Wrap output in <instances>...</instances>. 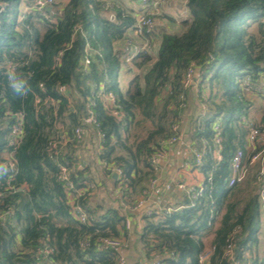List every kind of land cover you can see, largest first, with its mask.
Returning a JSON list of instances; mask_svg holds the SVG:
<instances>
[{
	"label": "trees",
	"instance_id": "obj_1",
	"mask_svg": "<svg viewBox=\"0 0 264 264\" xmlns=\"http://www.w3.org/2000/svg\"><path fill=\"white\" fill-rule=\"evenodd\" d=\"M22 1L0 0V264H118L119 253L98 250L96 241L126 234L122 207L133 206L155 179L148 159L186 116L193 145L203 153L198 169L204 183L192 207L144 216L139 241L161 264H200L212 234L208 264H264L259 164L228 186L236 150L243 151L244 164L250 158L242 82L249 77L251 85L264 75V0H188L182 32L162 34L154 46L151 41L129 67L115 44L133 28L132 15L117 10L111 20L101 0H70L53 14L33 6L23 13ZM192 64L197 76L185 89L182 81ZM124 74L129 80L122 89ZM193 88L196 107L190 102ZM101 95L113 96V105ZM77 128L83 137L86 131L101 140L97 157L106 174L115 166L121 171L114 182L120 206L91 212L87 192L77 200L88 225L74 220L57 180L58 165L76 161ZM6 154L14 161L8 169ZM74 168L75 188L90 187L84 171Z\"/></svg>",
	"mask_w": 264,
	"mask_h": 264
},
{
	"label": "crops",
	"instance_id": "obj_2",
	"mask_svg": "<svg viewBox=\"0 0 264 264\" xmlns=\"http://www.w3.org/2000/svg\"><path fill=\"white\" fill-rule=\"evenodd\" d=\"M70 0H54L52 11H60ZM104 5L105 15L111 20H114L117 10H122L135 18L140 14H149L155 21V27L150 38L137 35L133 28L129 29L124 40L115 44L116 51L120 54V58L126 56H135L138 50L149 47L158 43L162 34H178L183 30L182 23L189 17L187 7L188 0H151L147 3H142L140 0H101ZM31 8V0H23L21 3V12L25 13ZM50 12L53 14V12ZM197 71L195 72V77ZM129 80V75L120 76V86L126 88ZM244 101L247 103V116L243 117L242 121L248 127L254 126L262 132V142L264 145V75L256 82H253L249 87L242 86ZM193 100L192 106L196 107V92L192 90ZM193 112V111H192ZM200 112H206L205 106L201 105ZM179 139L175 144L164 145L163 150L165 157L160 161L159 171L155 174L156 184L154 191L146 198L142 207L129 211L124 205L121 211L130 223V228L125 229L126 234L120 237L123 239V247L118 252L119 258L123 259L122 264H152L157 257L155 253L147 254L139 236L142 231V218L148 212L163 213L165 210H174L184 208L190 205L191 197L187 190L194 188L200 189L204 183V176L198 168L193 164L191 151L196 148L191 140V122L186 116L179 124ZM249 133V132H248ZM247 139V137H246ZM101 140L95 136L90 138V135L85 131V137H81L80 143L74 147V156L76 161L73 166L84 171L83 177L87 183H91V191L86 193L87 206L91 212H98L102 208L120 206L119 191L115 189L114 182L110 175L106 174L105 164L102 163L97 155L100 151ZM197 149V148H196ZM251 146L246 140L247 155H251ZM216 158L220 159L219 150L216 149ZM247 163V162H246ZM248 167L247 174L249 172ZM247 176V175H246ZM94 183V184H92ZM184 186L183 190L178 188V185ZM89 187V188H90ZM119 204V205H118ZM86 211V209H85ZM262 230L259 236V253L264 256V216L262 217ZM125 228V225L123 223ZM213 235L210 234L205 239L206 250H210ZM160 260L163 259L159 256ZM119 264V260L117 262ZM207 261L205 264H208Z\"/></svg>",
	"mask_w": 264,
	"mask_h": 264
},
{
	"label": "built area",
	"instance_id": "obj_3",
	"mask_svg": "<svg viewBox=\"0 0 264 264\" xmlns=\"http://www.w3.org/2000/svg\"><path fill=\"white\" fill-rule=\"evenodd\" d=\"M142 3H147L150 2L151 0H140ZM54 6V0H34L33 8L36 10H46L47 7H52ZM155 27V21L152 18L151 15L149 14H140L135 17L134 24H133V31L137 35L141 34H151L153 29ZM89 49V47H87ZM133 56H126L124 57L125 64L127 67L130 66L131 60ZM90 60L88 56H85L84 58V66L86 67L89 64ZM195 72L196 68L192 64L188 67L184 74V78L182 81L183 87L185 89H188L193 86L194 84V78H195ZM242 86L249 87L250 86V78L246 77L243 82ZM61 92H64L65 89L61 88ZM101 98L107 103L110 104L111 106L114 103V98L111 95H101ZM37 104L40 102L39 99H36L35 101ZM183 106V103L181 102L180 104ZM113 116H117L118 113L116 111H113ZM93 120V118L90 116L88 121ZM214 142L217 145L218 149H220V128L218 124L214 125ZM171 131L173 135L166 141L162 143V146L159 150H157L154 154H152L149 159V168L151 171L156 174L159 171V164L160 161L165 157V152L163 150L164 145H172L175 144L178 139H179V131H180V126L179 124H174L171 127ZM17 136H20L21 132L18 131ZM74 136L77 142L80 141L82 137V131L77 128L74 130ZM247 141L249 143V146H251V155L250 158L248 159L247 163L244 164V153L242 150L238 149L236 152L233 154L232 159H231V172L232 175L229 179L228 186L233 187L234 185L242 182L244 178L247 175L248 167L249 166H254L256 164H259L260 166V171H259V176H262L264 174V145H261L262 142V132L259 128L250 126L249 127V133L247 135ZM261 145V148L257 150V145ZM55 148L54 144L51 145V149L53 150ZM192 158H193V164L196 168H198L201 165V160H202V155L203 153L199 151L198 149L194 148L191 151ZM56 155V154H54ZM13 166H10L11 168ZM6 169H8V166H5ZM112 172L114 174H117V179L119 178V175L121 174V171L119 168L116 166L113 167ZM75 173V168L73 166H69L67 163L59 164L58 165V174H57V180L62 183L64 186L65 194L67 195V203L70 206V212L74 220H76L80 224L88 225L91 223L90 218L88 217L85 209L83 208L82 205H80L77 200L81 198L86 192L89 193L91 191V187H87L86 189H77L75 188V185L73 183L72 177ZM155 184H156V179L150 180L149 184L147 185V188L142 192L141 197L137 200V202L133 206H125L126 210L129 211H134L144 204L146 198L154 191L155 189ZM178 188L180 190L184 189V186L182 184L178 185ZM201 190V189H200ZM200 190H196L194 188H190L187 190V193L191 197V202L189 207L193 206V201L194 199L198 196V193ZM0 199H1V194H0ZM172 210L168 209L165 210L166 213H170ZM153 214H161L157 212H148L146 213V216H151ZM125 229L128 230L130 228V223L127 219H125L124 222ZM82 247L87 246V241L84 240L81 243ZM123 247V239L122 238H112V237H102L99 238L96 241V248L98 250H101L103 248L110 249L113 252H119ZM48 250L44 249L41 254L45 257L48 255ZM232 250L231 248H228L226 250V255H231ZM210 256V251L200 255L199 257V263L200 264H205ZM123 263V259L119 258V264ZM152 264H161V260L159 256H157Z\"/></svg>",
	"mask_w": 264,
	"mask_h": 264
},
{
	"label": "rangeland",
	"instance_id": "obj_4",
	"mask_svg": "<svg viewBox=\"0 0 264 264\" xmlns=\"http://www.w3.org/2000/svg\"><path fill=\"white\" fill-rule=\"evenodd\" d=\"M34 4V0H31V6H33ZM20 10H21V5H20ZM15 140L18 141L17 136H15ZM5 159L7 160V162L5 163V166H8V168L10 166H14V161H13V155L12 154H6L5 155Z\"/></svg>",
	"mask_w": 264,
	"mask_h": 264
},
{
	"label": "water",
	"instance_id": "obj_5",
	"mask_svg": "<svg viewBox=\"0 0 264 264\" xmlns=\"http://www.w3.org/2000/svg\"><path fill=\"white\" fill-rule=\"evenodd\" d=\"M45 11L48 12V13L51 12V11H52V10H51V7H47ZM112 179H113V180H117V174H113V175H112Z\"/></svg>",
	"mask_w": 264,
	"mask_h": 264
}]
</instances>
